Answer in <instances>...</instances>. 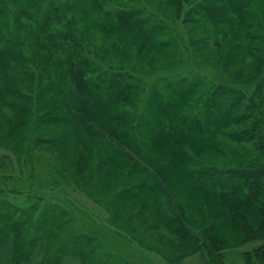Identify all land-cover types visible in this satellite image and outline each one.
Instances as JSON below:
<instances>
[{
	"label": "rangeland",
	"instance_id": "rangeland-1",
	"mask_svg": "<svg viewBox=\"0 0 264 264\" xmlns=\"http://www.w3.org/2000/svg\"><path fill=\"white\" fill-rule=\"evenodd\" d=\"M251 125L264 0H0V264H248L226 174L264 161Z\"/></svg>",
	"mask_w": 264,
	"mask_h": 264
},
{
	"label": "trees",
	"instance_id": "trees-1",
	"mask_svg": "<svg viewBox=\"0 0 264 264\" xmlns=\"http://www.w3.org/2000/svg\"><path fill=\"white\" fill-rule=\"evenodd\" d=\"M115 12L116 11H114V15ZM117 16L118 20H116L115 22L117 25L126 29L128 28L133 31H137V35L142 34L140 30L142 29V27L140 26V23L135 20L133 14L131 15V13L126 14V12H119ZM133 42H135V39ZM80 61L82 62L83 60H68L70 77L73 80V83L80 94L79 96H77V104L73 107L76 112L79 113V115H82L84 118H89V111H91L90 103L92 102L96 105L98 101H101V98H98L97 102L95 99H92L91 90H89L87 86V78L84 74V71H82V68L79 67L80 65L84 66V63L81 64ZM259 86L260 85H258V88ZM104 92L109 95L110 89H107L106 87L103 90V94H105ZM244 134L247 136H250L251 134L252 138H255L258 141L259 147L264 153V133L261 132L259 128H256L254 127V125H251L250 129L246 130ZM228 169L230 170L227 171L226 176H228V178L226 181L233 183L236 182L235 185L237 186L235 194H233V197L229 199L231 201L234 214L239 217L241 224H243V227H245V235H247V237H250L251 240L261 241V243L257 247H255L253 252L247 253V262L248 264L251 263L250 259L253 255L258 260L264 262V202L257 203L254 207V210L260 216L256 230H254L253 226L247 219V215L249 213L248 207L252 205L254 199L264 197V161L254 166H229ZM242 187L245 188L246 192L244 193V198L241 199L238 192L240 190H243ZM182 233L185 236V230H183ZM209 236L211 242L215 246H217L218 242L216 241V238L212 234H210Z\"/></svg>",
	"mask_w": 264,
	"mask_h": 264
}]
</instances>
